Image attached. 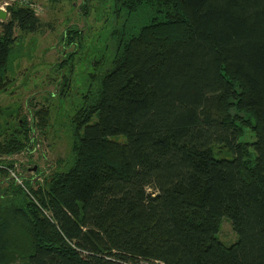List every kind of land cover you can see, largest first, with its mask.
<instances>
[{
  "label": "trees",
  "instance_id": "obj_1",
  "mask_svg": "<svg viewBox=\"0 0 264 264\" xmlns=\"http://www.w3.org/2000/svg\"><path fill=\"white\" fill-rule=\"evenodd\" d=\"M110 2L121 21L70 118L67 170L0 190V264H264V0ZM7 13L0 93L15 42L41 26L29 4ZM46 112L0 153L28 151Z\"/></svg>",
  "mask_w": 264,
  "mask_h": 264
},
{
  "label": "rangeland",
  "instance_id": "obj_2",
  "mask_svg": "<svg viewBox=\"0 0 264 264\" xmlns=\"http://www.w3.org/2000/svg\"><path fill=\"white\" fill-rule=\"evenodd\" d=\"M30 1L37 7L35 12L41 26L36 32L19 37L9 55L6 72L9 84L0 93V143L17 132L18 121L23 117L31 121L33 113L39 109L47 110L46 125L41 132L34 129L33 137L38 142L28 146V151L0 153V168L9 166L4 171L11 176L6 180L7 174L0 172V190L5 189L10 179H15L16 183L21 182L20 179L29 180L36 188L35 183L41 182L43 176L59 169L67 170L72 143L70 118L80 104L89 74L101 64L103 56L107 61L111 57L107 34L121 21V17L113 18L110 0ZM24 2L8 0L9 5L5 7L25 5ZM5 7L2 10L5 11ZM5 19L0 18V21ZM69 27H76L84 35L67 45L63 37H68L65 31ZM70 52H74L71 61L61 64ZM97 71L102 72V67ZM65 76L69 77V86L57 96ZM242 138L248 142L255 140L249 131ZM216 237L226 246L237 240L228 218L220 221Z\"/></svg>",
  "mask_w": 264,
  "mask_h": 264
},
{
  "label": "built area",
  "instance_id": "obj_3",
  "mask_svg": "<svg viewBox=\"0 0 264 264\" xmlns=\"http://www.w3.org/2000/svg\"><path fill=\"white\" fill-rule=\"evenodd\" d=\"M4 2H2V0H0V11H4V10H2V9H4L3 7H5L6 5L8 6L9 5V3H8V0H3ZM26 2H24V3H26V4H29L30 5V7L31 8H33L34 9V11H36V9H37V7H34V4L33 3H30L28 0H25ZM5 13H6V7H5V11H4ZM36 13V12H35ZM20 183V182H19Z\"/></svg>",
  "mask_w": 264,
  "mask_h": 264
},
{
  "label": "flooded vegetation",
  "instance_id": "obj_4",
  "mask_svg": "<svg viewBox=\"0 0 264 264\" xmlns=\"http://www.w3.org/2000/svg\"><path fill=\"white\" fill-rule=\"evenodd\" d=\"M33 142H35V143L37 144L38 141H37V139H34V137H33L32 141L30 142V145L33 144ZM30 145H29V146H30ZM36 169H37L36 167L33 168L34 171H35ZM40 171H42V170H40ZM21 180H23V179H21ZM20 183H21V182H20Z\"/></svg>",
  "mask_w": 264,
  "mask_h": 264
},
{
  "label": "water",
  "instance_id": "obj_5",
  "mask_svg": "<svg viewBox=\"0 0 264 264\" xmlns=\"http://www.w3.org/2000/svg\"><path fill=\"white\" fill-rule=\"evenodd\" d=\"M0 18L5 19L6 18V13L4 11H0Z\"/></svg>",
  "mask_w": 264,
  "mask_h": 264
}]
</instances>
